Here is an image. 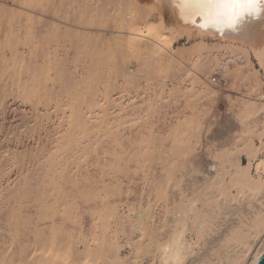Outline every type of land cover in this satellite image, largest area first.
<instances>
[{"label":"rangeland","instance_id":"rangeland-1","mask_svg":"<svg viewBox=\"0 0 264 264\" xmlns=\"http://www.w3.org/2000/svg\"><path fill=\"white\" fill-rule=\"evenodd\" d=\"M17 4V0H0V10H2L0 12H4V17L0 19V77L2 78H0V232L5 235L7 234L6 236L16 234V236L18 237V240L16 242H9L8 240L6 241L5 238L4 240L0 239V258H2L1 260L4 259L2 264H47V260L49 258L46 254V251L47 247L50 246L48 244V241H50V239L52 238V232H54L53 238L55 239V242H53V252L51 253H54L58 256H56V259H53L54 261L51 260L50 264H64L63 262H66L67 260L68 261L65 264H82L85 260L88 259L91 261H87L88 264L132 263L133 256L135 254V249L133 247V244L130 245V242H132L133 238H136V234H138V232H136L135 234L132 233L133 224H135L133 218L137 216L140 211H146L145 205L149 197L152 196V193H149L148 191L150 185L154 182L153 179H155V177H158L161 172H164L163 170L167 166L169 167L172 164L174 165L176 163H181V161L183 162L185 158V153H201L203 155L202 157L205 159V162H207L209 160H212L209 156H205L208 152L209 154H214L216 153L218 147L225 148L227 146H233L234 144L240 143L241 139L237 137L238 131H236L235 129L231 130L232 126L228 119L229 110L227 96H233L236 93H240L241 91H244V88H242V85L238 86L235 90L231 89L228 85L217 86L215 88L217 89V91L214 96H201L199 102L200 105L204 109H206V113L204 115L205 119H199L200 122L198 121V129L194 127L193 130L190 129V131L187 133L182 132V127L184 126V123L186 124L184 119H186L190 115H185V117H181V119H177L176 115H178L179 113H190L192 105L187 108H185L184 106L189 105L190 103H192L193 100L191 98L185 100V97L182 95L179 96L177 92H169V88L171 86V77L169 76V70L170 68L173 69L174 65L178 64V60H175L172 66L168 68V70L163 71L159 70L158 67H155L152 70L153 72L149 71L148 74H150L151 77V79L149 80L150 82L145 80L144 71L140 68H136L134 70L136 75H133V77H129L133 80L131 85L126 83L128 79H126L127 77H125V72L124 70H122L121 74H115V78L113 79L112 85L110 86L106 82L107 72L103 71V67H101V64L97 63H92L88 67V69L82 70L78 68L74 72L71 70V72L61 70V75L58 79L56 78L57 81H55V76H53L52 71H50L52 74L49 72V75H47V77L45 76V74H43V72L41 73L35 69L34 71L28 68L29 65L27 61L30 58H39L37 55V53L39 52L37 42H33L31 44L26 42L25 44H20L18 43V37L15 34L9 36L6 32L8 29L6 15L19 10L21 7H17ZM157 8L158 7H149L147 10L144 11L148 26H155L157 23H159V11ZM114 22H117L119 27H121L119 29H122L124 31L121 33L116 32V36L118 35L121 38H126L128 34L125 32L130 30L131 24L129 22H126L125 19L122 18L119 14L114 15ZM199 24L200 21H197L195 24L193 22L187 23V25H192L194 27L199 26ZM242 28L243 27H241L236 32L237 35L213 31H204L201 34H190L188 30H185L190 28L184 26V29L181 28L178 32L176 31V29H174V33H171L172 36L167 35V37L170 36L168 37V40L170 41L171 46L176 52L193 46H204L205 49L208 50L210 56H213L214 54V56H216L218 60L230 55V53L228 52L229 46L240 47L250 52L249 58L251 67L254 71H258L257 73L259 75L262 74L261 76H263V70L259 64V61L255 54L252 52V50L249 48L245 40L246 36L242 34ZM204 29L206 28H203V30ZM161 32L164 33L163 35H166L164 31ZM87 34L91 36L92 34H94V32L88 31ZM108 36H110L109 33ZM2 46L4 49L2 48ZM4 54H6V56ZM125 54L129 55V53ZM14 57L15 59H13ZM238 57L239 60H242L241 54H239ZM7 58L8 62L6 61ZM51 58H53L52 54ZM5 63L7 65H5ZM98 66L100 68H98ZM92 67L96 68L92 69ZM215 67L216 66H213V68ZM29 69L31 71H29ZM5 70L7 71L6 73ZM49 76H51V78H49ZM210 76L211 79H216L215 82L217 84L218 77H220L218 72L211 70L210 74L204 75V80L206 83L210 79ZM263 85L264 81H262L261 83L262 87H264ZM48 87L49 89H47ZM219 87L221 89H219ZM51 88H53V90ZM124 89H126V91H123ZM229 89L231 91L234 90L233 93L228 92L227 90ZM106 90L108 91L106 92ZM52 91H54V93H52ZM109 91L111 92L110 94ZM24 92L25 94H23ZM95 108H99V110H101L102 112H93L92 110H94ZM118 108L124 109L122 113H131L130 115L128 114L125 118L126 121H129L128 124L115 129L112 135L113 137H103V131L106 127L116 125L115 123L109 124L108 122H110L109 119H112V117L121 114V112L117 111ZM115 109L117 110L115 111ZM71 114L73 116H71ZM173 114L175 116H173ZM90 117L92 118L91 120ZM103 122L105 124H103ZM93 125L95 126V129L97 131L94 130ZM79 127L82 131V133L80 134H83L81 136L77 132V128ZM136 129L138 131H136ZM66 130L69 131H67L66 133ZM217 130L219 134L218 132H216ZM71 132H73L74 134ZM89 133H91V135ZM87 134H89V138H94L92 139V141H96V139L98 138L96 143H98L99 146L95 143L96 147H93L94 152L92 149H89V154H87L88 156L86 155L85 157H83V155H81V158H79L78 155L76 157L73 156L77 153H74L73 155L70 154L67 156H64L63 154L59 153L60 151L58 150H66V148L70 146L71 142H68L69 140L73 142V140L75 141L79 137L77 141H81L88 138ZM221 134L223 135L221 136ZM72 135L75 137H73ZM60 137L62 140L60 139ZM102 137L105 138L106 144ZM107 139H109V141ZM258 139V136L252 137V140L255 141L253 142L255 146L260 145V141H258ZM138 140H140V145L138 143ZM216 141L218 142L216 143ZM99 142L101 143L102 148ZM214 142L216 144H214ZM223 142L224 144H222ZM60 143H62V145ZM143 145L145 146L146 152ZM262 146V151L258 152L259 154L257 153V156L251 160V165L248 169V174L250 177H252L253 180L260 179L264 181V168L259 164V162L264 159V142ZM53 147L57 149V151H55ZM62 147L65 148L63 149ZM114 147H119L118 149H121L120 152L116 153ZM109 148L110 150H108ZM138 150L141 153H139ZM144 154L146 155V157ZM39 155L42 158H39ZM62 155L63 157H58ZM237 156L238 158H240L241 162L247 164L248 156L246 152L242 151L240 154L238 153ZM89 157H93V161H89ZM62 159H64V161ZM79 159L82 161V163L77 162L80 161ZM82 159L86 160L84 161ZM97 159L100 163L97 162ZM43 160L45 161V163ZM100 160L105 161L104 163L107 164V166L103 163V161L101 163ZM144 160L146 162H143ZM87 162L89 164L92 162L90 164V167L88 166L89 164ZM117 162L122 164V166H113V164ZM70 163L72 166L70 165ZM66 164L67 166H65ZM132 164L135 166H133ZM87 166L90 171L87 169ZM47 168H49V172H47ZM66 168L67 170L65 171ZM80 168L82 170H80ZM60 169H62L63 172ZM107 169L109 170V174L107 173ZM83 170H88L90 173L87 171L88 173L84 172V175L82 173ZM54 172H56L57 174H54ZM79 172L80 174L78 175V177L77 173ZM148 172L149 174H147ZM50 173L54 177L49 175ZM81 173L83 174V176ZM91 173H94L92 174L93 177ZM72 175L75 177L73 178ZM56 178L59 180V182ZM83 178H85L84 182ZM78 179H80V181ZM82 184L83 186L85 185V188L82 186ZM63 187L66 188L64 189ZM91 187L94 188L92 189ZM89 188H91L93 191L90 190L89 192ZM231 192L232 194H236V188L232 187ZM94 193L97 194L95 195ZM92 197H94L95 200ZM256 199L264 203V196L262 193L255 195V197L249 195L247 196V194H244L233 200L231 202L230 213L232 212V215L234 216L229 213L228 215H226V217H224L221 214L220 217L221 219L223 218V222L226 221V224H224L223 227H220L218 231L225 229L227 226H232V228L239 230L240 228L245 229L246 226L244 225V221L242 220H245L248 216V212L252 211L253 207L251 206L257 205ZM245 204L247 206L246 209L244 206ZM83 206H85V208L87 209L85 210ZM64 208L65 210H63L62 212V209ZM58 210L61 211L59 212ZM83 220L84 222H82ZM217 221L221 222L220 219H217L215 220L214 224L218 223ZM11 227H15L18 232L16 230L14 232ZM214 228H216V225ZM44 230L47 234L44 232ZM243 234L245 235L247 233ZM212 236H216V234L211 233V237ZM257 242L258 240L256 239L250 241L251 249L249 248V251L244 260L246 259L248 261L249 257L251 256V253L257 249ZM234 243H231L232 251L235 253L239 252L241 250L240 244L238 242ZM54 247L58 250H54ZM233 248L235 249V251ZM39 250L42 252H40ZM49 251H52V249ZM66 252L68 253V255ZM25 253H28V255H26ZM65 253L67 256L65 255ZM96 253L97 255H95ZM30 254H33V257L30 256L32 259L29 257ZM11 255L13 257H11ZM23 255L24 258L22 257ZM48 255L50 254L48 253ZM59 255L63 258L61 259ZM43 261L45 262L43 263ZM1 262L2 261H0V264ZM140 263L151 264L150 260H148L147 257H144L140 261ZM152 264H157V260H155Z\"/></svg>","mask_w":264,"mask_h":264},{"label":"bare ground","instance_id":"bare-ground-1","mask_svg":"<svg viewBox=\"0 0 264 264\" xmlns=\"http://www.w3.org/2000/svg\"><path fill=\"white\" fill-rule=\"evenodd\" d=\"M174 1H175V7L174 8L169 7V5L165 7L166 15L164 17L162 14V9L164 10V7L161 8V7L156 6L155 3H153V2L142 1V0H17V2H18L17 7H21V8L15 12H11L10 14L6 15L7 16V28H8L6 32L9 36L12 34H15L18 37V43H20V44H25L26 42L31 44L33 42H37V45L39 48V52L37 53V55L39 58L37 59L35 57V59H36L35 60L34 57L31 56L32 58H30L27 61L28 65H29L28 68H30L32 70L35 69L41 73L43 72V74H45V76L49 75V72L52 71L53 76H55L54 77L55 81H57L56 78L58 79L59 76L61 75L60 74V73H62L61 70H65L67 72H69L71 70L74 72L78 68H80L82 70L88 69V67L92 63H95V64L97 63V64H101V67H103V71L107 72L106 73V75H107L106 76V82L110 86L112 85V81L115 78V74L116 73H117V75L121 74L122 70H124L125 77H127L126 79H128V81L126 83L131 85L133 80H132V78L130 79L129 77H133V75H136V73L134 72V70L136 68H140L141 70H143L145 73L144 74L145 80L149 81L151 79L150 74H148L149 71H152L155 67H158L159 70H163V71L168 70V68L170 66H172L173 62L175 60H178L179 61L178 64L174 65V68L173 69L170 68V70H169V76L171 77V80H170L171 86L169 88V92L170 93H176L177 92L179 96H181V95L184 96L185 100H187L189 98H191L193 100L192 103L184 106L185 108H187V107H190V105H192L190 113L189 112L187 114L179 113L178 115H176L177 119H181V117H185V115H188V114L190 115L186 119H184L187 125L184 123V126L182 127V130H181L182 132H186V133L189 132L190 129L193 130L194 127L198 129L199 128L198 127L199 119H201V120L205 119L204 115L206 113V109H204L200 105V102H199L201 99V96H203V95L210 96V97L214 96V94L217 91V89H215L217 86L228 85L231 89L235 90L238 86L242 85L243 86L242 88H244V91H241L240 93H236V94L234 93L235 95H233V96H230V95L227 96L228 110H229L228 119H229L231 126H232L231 130L235 129L236 131H238L237 137L241 139L240 143L234 144L233 146L230 145V146H227L225 148L218 147L216 150V153H214V154H209V152H208L205 156H207V157L209 156L212 160H209L207 162H205V159L202 157L203 155L201 153H190V152L185 153L184 154L185 158H184L183 162L181 161V163H178V164L176 163L174 165L172 164L169 167L167 166L166 168H164V170H163L164 172H161V174H159L158 177H155V179H153L154 182L150 185V188L148 191L149 193H152V196L149 197V199L147 200V203L145 205L146 211L145 212L140 211L139 214L133 218V220L135 221V224H133V228H132L133 232L132 233L135 234L136 232H138V234H136V238L132 237L133 240H132V242H130V245L133 244V247L135 249V254L133 256L132 263H129V264H139L140 261L144 257H147L148 260H150L151 264L155 260H157V264H159V259L155 254V246L161 239H164L167 237L168 233L165 231V229L172 223V218H173L174 214L177 212H180V211H183L185 213H189V212L191 213V216L189 219V231L186 234V240L188 243L186 264H257L259 259L261 258V256L264 253V203L262 201L256 199L257 205H252L251 206V207H253L252 211L248 212L247 218H246V216H245L246 219L244 218L245 220H242V221H244V225L246 226L245 229L240 228V230H239V229L232 228V226L231 227L227 226L225 229H223L221 231H218V230L220 229V227H223V225L226 224V221L223 222L224 220H223V218L221 219L220 215L222 214L224 217H226V215H228L230 213L231 202L233 200H235L237 197L244 195V194H247V196L249 195V196L255 197V195H257L259 193H262L264 196V181H262L260 179L253 180L252 177H250L248 174V169L251 165V160L257 156L258 152L262 151V147H263L262 144L264 142V87L261 86L262 81H264V18H262L260 21H255V22H250V23L244 24V26H242L243 28L241 29V30H243L242 34H244L246 36V39L245 38L244 39L246 40L249 48L252 50V52L257 57L259 64L263 70V76H261L262 74L259 75L257 73L258 71L257 72L254 71L253 68L251 67L250 58H249L250 52H248V51H246L240 47L229 46L228 52L230 53V55L225 57V58L219 59V60H218V58H216V56H214L213 52H212L213 56H210L208 50H206L204 46H193V47L182 49V50L176 52L173 49V47L171 46L170 41L168 40V37L172 36L171 33H174V29H176V31L178 32V31H180L181 28L184 29V26H187L190 29H185V30H188V32L190 34L191 33H200L201 34L204 32V30H203V28H200L199 26L194 27L192 25L191 26L187 25V23H191L192 20L188 19V18H185V19L180 18L179 14H178L179 0H174ZM149 7H158L157 9L159 11V23H157L155 26H148V23L146 22V15L144 14V11L147 10ZM0 11H2V10H0ZM115 14H119L122 18L125 19L126 22H129L131 24L130 30L125 32L128 34V36L126 38H121L118 35L116 36V32L121 33L124 31L122 29H119L121 27H119L117 22H114V15ZM3 17H4V12H0V19ZM88 31L94 32V34H92L90 36L87 34ZM161 31H164L166 35H163L164 33H162ZM108 33L110 36H108ZM167 35H170V36L167 37ZM18 43H17V45H18ZM2 48H3V46H2ZM6 51H8V50H6ZM21 52H23V51H21ZM15 53H16V50H15ZM17 53H19V52H17ZM125 53H129V55H126ZM51 54L53 55V58H51ZM239 54L242 55V60H239V57H238ZM4 55L6 56V54H4ZM13 59H15V57ZM141 60H142V62H141ZM6 61L8 62V58ZM5 65H7V64L5 63ZM24 65H25V63H24ZM21 66H23V65H21ZM213 66H216V67L213 68ZM19 68H21V67H19ZM93 68H96V67H92V69ZM98 68H100V67L98 66ZM30 69H29V71H31ZM211 70L218 72V74L220 76V77H218V80H217L218 83L217 84L215 82L216 79H211V76H210V79L208 80L207 83L204 80V75L210 74ZM3 71H2V73H3ZM99 71H100V69H99ZM6 72L7 71L5 70V73ZM78 72H79V70H78ZM34 73H37V72H34ZM98 74H99V72H98ZM39 75H41V74H39ZM49 78H51V76H49ZM11 80H13V79H11ZM34 81H33V84H34ZM96 82H98V81H96ZM67 83H69V82H67ZM17 85H19V84H17ZM208 85H210V86H208ZM95 86H97V85H95ZM103 86H104V84H103ZM143 87H144V85H143ZM129 88H131V87H129ZM29 89H30V87H29ZM47 89H49V87ZM51 89L53 90V88H51ZM219 89H221V88L219 87ZM96 90H97V87H96ZM16 91H17V89H16ZM107 91L108 90H106V92ZM123 91H126V89H124ZM227 91L233 93V91H231L230 89ZM25 92L23 94H25ZM65 92H66V90H65ZM50 93H51V91H50ZM52 93H54V91H52ZM57 93H58V91H57ZM82 93H84V92H82ZM110 93L111 92L109 91V94ZM166 93H164V94H166ZM34 94H35V92H34ZM50 95H52V94H50ZM139 95H141V94H139ZM27 96H29V95H27ZM95 100H96V98H95ZM125 100H126V98H125ZM128 101H129V99H128ZM128 101H126V102H128ZM89 105H90V103H89ZM149 105H150V103H149ZM66 106H68V105H66ZM81 106H83V105H81ZM163 108H165V107H163ZM116 110L117 109H115V111ZM78 111H80V110H78ZM92 111L95 113L102 112L101 110H99V108H95ZM117 111L121 112V114L112 117V119H109L110 122H108L109 124L115 123L116 125L113 124L114 126L106 127L103 131V135L101 134L103 137L109 136V138H110V136L113 135V132L115 129L128 124L129 121H126L125 118L129 113L128 114H126V112L122 113L124 111L123 108H118ZM86 112H87V110H86ZM103 114H105V113H103ZM116 114H118V113H116ZM66 116H67V114H66ZM71 116H73V115L71 114ZM173 116H175V115L173 114ZM94 117H96V116H94ZM77 118H79V117H77ZM91 119L92 118L90 117V120ZM90 120H89V122H90ZM70 123H72V122H70ZM103 124H105V123L103 122ZM134 125H135V123H134ZM83 126H84V123H83ZM98 126H100V125H98ZM64 127H65V125H64ZM132 127H133V125H132ZM137 127H138V125H137ZM62 128H63V126H62ZM79 128H77L78 134L82 133L81 128L80 129ZM87 128H88V126H87ZM93 128H94V130H96L95 126ZM102 128H103V126H102ZM218 130H219V128H218ZM218 130L216 132H218ZM67 131H69V130H66V133H67ZM136 131H138V130L136 129ZM73 132H75V131H73ZM73 132H71V133H73ZM92 132H93V130H92ZM89 134L91 135V133H89ZM89 134H87L88 138L84 137L86 139L81 140V141H79V140L77 141V139L79 137L75 141L73 140V142L69 140L68 142H71L70 146L68 148H66V150L64 149L66 146L64 148L62 147L64 150H61V149L58 150V151H60L59 153L63 154L64 156L65 155L67 156L70 154L73 155L74 153H77L76 155H73V156L76 157L78 155V157L81 158V155H83V157H85L87 154H89L88 153L89 149L93 150V147L95 146V143L97 142V139H98L97 138L96 141H92V139H94V138H92V139L89 138ZM218 134H219V132H218ZM81 135H83V134H80V136ZM84 135H85V133H84ZM222 135L223 134H221V136ZM92 136H90V137H92ZM253 136L259 137V139H258V141H260L259 146L254 145L253 142H255V141L252 140ZM73 137H75V136H73ZM76 137H77V135H76ZM177 137H178V135H177ZM60 139H61V137H60ZM103 140L105 141V138H103ZM107 140L109 141V139H107ZM225 140H226V137H225ZM108 141H107V143H108ZM139 141L140 140H138V143H139ZM54 142H56V141H54ZM100 142H101V140H100ZM217 142L218 141H216V143ZM224 142L222 144H224ZM216 143L214 142V144H216ZM60 144L62 145V143H60ZM68 144H67V146H68ZM96 144L98 145V143H96ZM105 144H106V141H105ZM46 145H48V144H46ZM139 145H140V143H139ZM139 145H138V147H139ZM51 146H53V145H51ZM100 146L102 148L101 143H100ZM123 147H124V145H123ZM114 148H115L114 150L116 151V153H119L121 150V149H118L119 147L118 148L114 147ZM37 149H39V148H37ZM98 149H99V147H98ZM144 149H145V146H144ZM108 150H110V148ZM55 151H57V149H55ZM99 151H100V149H99ZM106 151H107V149H106ZM242 151L246 152V154L248 156L247 164H244L243 162H241L240 158H238V156H237L238 153L240 154ZM93 152H94V150H93ZM145 152H146V149H145ZM121 153H122V151H121ZM139 153H141V152L139 151ZM57 154H58V152H57ZM47 155H48V153H47ZM63 155L58 156V157H63ZM262 155H263V153H262ZM40 157L41 156L39 155V158ZM96 157H97V155H96ZM145 157H146V155H145ZM92 158H90L89 161L90 160L93 161ZM43 159H44V157H43ZM103 159H104V157H103ZM62 160L64 161V159H62ZM82 160L85 161L86 159H82ZM41 161H42V159H41ZM72 161H74V160H72ZM80 161H77V162L82 163V161L81 162ZM102 161H101V163H102ZM173 161H174V159H173ZM178 161H180V160H178ZM97 162H98V159H97ZM104 162L105 161H103V163ZM118 162L113 164V166L115 165L116 167H121L122 164H120ZM143 162H146V161L144 160ZM44 163H45V161H44ZM63 163H65V162H63ZM75 163H76V161H75ZM98 163H100V162H98ZM90 164L88 165L89 167L91 166ZM104 164H102V165H104ZM259 164L264 168V159H262L259 162ZM70 165H71V163H70ZM105 165L107 166V164H105ZM65 166H67V164ZM88 166H87V169H88ZM106 166H105V168H106ZM133 166H135V165H133ZM36 167H37V165H36ZM60 167H58V168H60ZM76 167H78V166H76ZM47 169H48L47 172H49V168H47ZM60 170H62V169H60ZM66 170H67V168L65 169V171ZM80 170H82V169L80 168ZM146 170H147V168H146ZM87 171L83 170L82 173L84 174V172H87ZM143 171H144V169H143ZM62 172H63V170H62ZM55 173L56 172H54V174ZM107 173L109 174V170L107 171ZM79 174H80V172L77 173V176ZM83 174H82V176H83ZM92 174H94V173H91V175ZM147 174H149V172ZM157 174H158V172H157ZM49 175H51V173ZM51 176H53V175H51ZM94 176H96V175H94ZM74 177L75 176H73V178ZM92 177H93V175H92ZM80 178H81V176H80ZM107 178H109V177H107ZM22 179H23V177H22ZM84 179L85 178H83V182H84ZM122 179H124V178H122ZM132 179H134V178H132ZM49 180H50V178H49ZM78 180L80 181V179H78ZM93 180H94V178H93ZM57 181L59 182L58 179H57ZM74 181H75V179H74ZM81 181H82V179H81ZM99 181H100V179H99ZM121 181H123V180H121ZM144 181H145V179H144ZM83 182H81V183H83ZM88 182H90V181H88ZM17 186H19V185H17ZM82 186H83V184H82ZM89 186H90V184H89ZM96 186H97V184H96ZM132 186H133V184H132ZM79 187H80V185H79ZM83 187L85 188V185ZM232 187L236 188V194H232V192H231ZM91 188H89V192L94 187L92 189ZM121 188H122V186H121ZM96 189H97V187H96ZM73 191H75V190H73ZM92 198L94 199V197H92ZM43 199H44V197H43ZM254 202H255V200H254ZM244 206L246 209V207H247L246 204ZM83 207L85 208V206H83ZM86 209L87 208H85V210ZM142 209H144V208H142ZM63 210H65V208L62 209V212H63ZM78 211H79V208H78ZM82 211H84V210H82ZM69 212H70V210H69ZM67 214H69V213H67ZM73 214H75V213H73ZM230 214L232 215V212ZM231 215H229V216H231ZM232 216H234V215H232ZM217 219H220L221 222L217 221L218 223L214 224L215 220H217ZM82 222H84V220ZM238 222H239V220H238ZM215 225H216V228H214ZM120 227H118V228H120ZM11 229L14 230V232L16 230L15 227H13V228L11 227ZM44 232H45V230H44ZM48 232H50V231H48ZM52 233H53L52 238L50 237L51 242L48 241V244L50 246L47 244L49 246V247H47V251H46V254L49 258L47 260L48 261L47 264H50V261L51 260L54 261L53 259H56V256H58L54 253H51V252H53V242H55V239L53 238L54 232H52ZM211 233L216 234V236L211 237ZM243 233H247V234L244 235ZM6 235L0 232V239L4 240V238H5L6 241L8 240L9 242L10 241L16 242L18 240V237L16 236V234L15 235L11 234L10 236H6ZM73 239H75V238H73ZM255 239L258 240L257 249L251 253V256L249 257L248 261L246 259L244 260V258L246 257V255L249 251V248L251 249L250 241L251 240L253 241ZM233 241L238 242L240 244L241 247L240 246L239 247L241 250L239 252L235 253L232 251V249H231L232 244L231 243H234ZM70 242H68V243H70ZM66 246H64V247H66ZM68 246H70V245H68ZM38 247H40V246H38ZM51 249H52V251H49ZM54 250H58V249H56L54 247ZM60 250H61V248H60ZM62 250H64V249H62ZM4 251H6V250H4ZM234 251H235V249H234ZM32 252H33V250H32ZM40 252H42V251H40ZM67 252H69V251H67ZM48 253L50 255H48ZM58 253H59V251H58ZM66 253H65V255H66ZM26 255H28V253ZM32 255L30 254L29 257L30 256L33 257ZM67 255H68V253H67ZM95 255H97V253ZM2 257H3V255H2ZM11 257H13V256L11 255ZM22 257L24 258V255ZM69 257H71V256H69ZM89 257H90V255H89ZM60 258L62 259L63 257L60 256ZM1 259L2 258H0V261H2L1 262V264H2L4 259L3 260H1ZM38 259H39V257H38ZM61 259H60V261H61ZM34 260H35V258H34ZM87 261L91 262L88 259V260H85L82 264H88ZM44 262L45 261H43V263ZM66 262H63V263L65 264Z\"/></svg>","mask_w":264,"mask_h":264},{"label":"clouds","instance_id":"clouds-1","mask_svg":"<svg viewBox=\"0 0 264 264\" xmlns=\"http://www.w3.org/2000/svg\"><path fill=\"white\" fill-rule=\"evenodd\" d=\"M240 8L241 14L232 22L224 23L220 27L209 26L204 31L235 34L244 24L264 18V0H259V3H243ZM190 216V212L183 211L174 214L172 223L165 229L167 237L161 239L155 246L159 264H186L188 251L186 234L189 231Z\"/></svg>","mask_w":264,"mask_h":264},{"label":"snow or ice","instance_id":"snow-or-ice-1","mask_svg":"<svg viewBox=\"0 0 264 264\" xmlns=\"http://www.w3.org/2000/svg\"><path fill=\"white\" fill-rule=\"evenodd\" d=\"M243 3H259V0H179L178 14L194 24L200 21V28L220 27L241 14Z\"/></svg>","mask_w":264,"mask_h":264},{"label":"water","instance_id":"water-1","mask_svg":"<svg viewBox=\"0 0 264 264\" xmlns=\"http://www.w3.org/2000/svg\"><path fill=\"white\" fill-rule=\"evenodd\" d=\"M142 1H148V2H153L155 3L156 6L158 7H161L163 8L164 7V10L162 9V14L163 16L165 17L166 15V9L165 7L167 5H169L170 7H175V1L174 0H142ZM166 4V5H165ZM165 13V14H164ZM231 35H237V33L233 34V33H229ZM257 264H264V253L263 255L261 256V258L259 259L258 263Z\"/></svg>","mask_w":264,"mask_h":264}]
</instances>
